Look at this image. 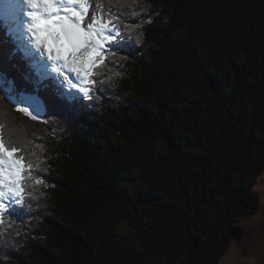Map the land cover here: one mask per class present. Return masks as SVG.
Returning <instances> with one entry per match:
<instances>
[{
    "label": "trees",
    "instance_id": "16d2710c",
    "mask_svg": "<svg viewBox=\"0 0 264 264\" xmlns=\"http://www.w3.org/2000/svg\"><path fill=\"white\" fill-rule=\"evenodd\" d=\"M89 3L125 35L91 100L32 120L0 88V131L47 184L28 181L22 219L5 217L0 264H220L260 206L264 0ZM0 41L4 78L48 99L57 85L37 93L3 28Z\"/></svg>",
    "mask_w": 264,
    "mask_h": 264
},
{
    "label": "snow or ice",
    "instance_id": "6c2138e0",
    "mask_svg": "<svg viewBox=\"0 0 264 264\" xmlns=\"http://www.w3.org/2000/svg\"><path fill=\"white\" fill-rule=\"evenodd\" d=\"M21 3L27 11L21 9ZM95 8L91 10L89 0H0V28L13 37L17 50L23 52V59L31 69L24 79L35 86L37 93L41 87L49 88L47 81L51 74H55L52 80L57 85L50 91L48 99L38 94L18 98L14 95L12 82L0 80L8 85L5 99L9 103L15 100L16 111L39 120L42 113L53 107H72L81 99L93 98L98 83L94 79L95 69L105 64V54L115 56L119 48L113 46L125 40L118 26L121 23L119 14L110 10L105 13L99 3ZM105 14L108 20L104 19ZM132 14L136 15L135 12ZM21 16L26 19L22 21ZM139 26L124 23L126 29ZM3 43L0 41V55ZM73 73L74 79L70 76ZM2 77L6 74L0 66ZM65 86L68 91H64ZM25 102L27 106H17ZM28 181H34L36 186H47L43 178L33 175V166L25 161L23 150L8 146L0 131V226L5 224V217L22 219L17 206L23 208L26 197L32 195L28 192Z\"/></svg>",
    "mask_w": 264,
    "mask_h": 264
},
{
    "label": "rangeland",
    "instance_id": "374dc122",
    "mask_svg": "<svg viewBox=\"0 0 264 264\" xmlns=\"http://www.w3.org/2000/svg\"><path fill=\"white\" fill-rule=\"evenodd\" d=\"M21 9L23 4L21 3ZM64 51L67 53V49H64ZM28 64V62H27ZM106 69L107 66L103 67V69ZM98 73H102L101 70L97 71ZM55 74H51L50 78L54 77ZM70 76L74 79L75 74H70ZM100 76V75H99ZM5 79L4 77L0 78V80ZM63 79L62 77L60 78ZM102 77V81H103ZM105 80V79H104ZM96 81L99 82L98 79ZM6 83H0V88L2 89L3 93L5 94V89L7 88ZM13 86V85H12ZM100 87V85H99ZM65 89L68 91L67 86H65ZM102 89V87H100ZM16 97H30L25 95H20L15 91L14 94ZM13 103H15V100H13ZM27 106L25 103L18 104V107H24ZM29 143H27L28 148L31 150V156L34 158L32 151L37 147H35L36 140L35 139H28ZM35 155L37 156H43L41 151L35 150ZM42 160V159H41ZM47 171V165L44 162L42 167V172L46 173ZM36 170L34 169V176H36ZM255 192L259 196V209L258 212L253 216L246 220H242L238 223V225L243 229V235L242 238H240L238 241H232L230 249L226 253V255L223 257V260L220 264H262L264 261V171L262 174L258 177L256 184H255Z\"/></svg>",
    "mask_w": 264,
    "mask_h": 264
},
{
    "label": "water",
    "instance_id": "95a60500",
    "mask_svg": "<svg viewBox=\"0 0 264 264\" xmlns=\"http://www.w3.org/2000/svg\"><path fill=\"white\" fill-rule=\"evenodd\" d=\"M243 235V229L239 225L232 226L230 229V240L232 241H238L240 238H242Z\"/></svg>",
    "mask_w": 264,
    "mask_h": 264
},
{
    "label": "bare ground",
    "instance_id": "6f19581e",
    "mask_svg": "<svg viewBox=\"0 0 264 264\" xmlns=\"http://www.w3.org/2000/svg\"><path fill=\"white\" fill-rule=\"evenodd\" d=\"M22 10H23V11H27L28 9H27V7H26L25 5H23V6H22ZM25 19H26L25 17L21 16V20H22V21H24ZM12 38H13V37H12ZM230 241H231V240H230Z\"/></svg>",
    "mask_w": 264,
    "mask_h": 264
}]
</instances>
